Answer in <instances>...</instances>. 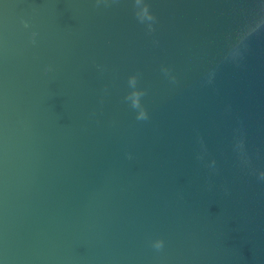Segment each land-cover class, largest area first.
Instances as JSON below:
<instances>
[{"label": "water", "instance_id": "water-1", "mask_svg": "<svg viewBox=\"0 0 264 264\" xmlns=\"http://www.w3.org/2000/svg\"><path fill=\"white\" fill-rule=\"evenodd\" d=\"M0 264H264V0H0Z\"/></svg>", "mask_w": 264, "mask_h": 264}, {"label": "clouds", "instance_id": "clouds-1", "mask_svg": "<svg viewBox=\"0 0 264 264\" xmlns=\"http://www.w3.org/2000/svg\"><path fill=\"white\" fill-rule=\"evenodd\" d=\"M144 113H141V118H144ZM155 248L159 249V248H162L163 247V242L162 241H156L154 242V245H153Z\"/></svg>", "mask_w": 264, "mask_h": 264}]
</instances>
